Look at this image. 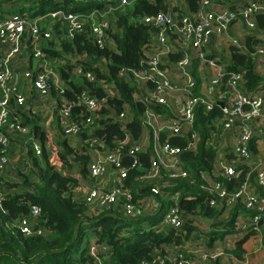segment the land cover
Segmentation results:
<instances>
[{"label": "trees", "instance_id": "1", "mask_svg": "<svg viewBox=\"0 0 264 264\" xmlns=\"http://www.w3.org/2000/svg\"><path fill=\"white\" fill-rule=\"evenodd\" d=\"M79 1L82 0H0V17L7 13L25 12L30 18H34L56 9L89 14L93 9L104 11L109 5L113 8L107 15L108 27L105 29V36L113 41L112 47L107 43L100 46L95 42L91 20L83 22L81 29L76 30L66 20L46 17L39 20L38 28L40 34L49 32V37L39 35L34 40L25 30L20 52L13 59V62L19 59L21 66L13 69L18 73H21L20 69L35 72L42 69L41 64H45L50 71L47 74V94L39 95L42 99H48L46 102L51 101L53 118L57 122L53 133L56 142H59V148L56 151L52 148L50 152L58 158L63 169L76 172L78 168L83 176L87 175V165L91 160L87 151L88 143H82L87 138L89 126H86V118L90 112L84 105L78 104L80 94L84 91L91 97L104 98L105 101L96 111L91 125L93 136L100 139L101 150L118 151L121 154V163L127 169L123 183L131 193L132 202L136 204L140 199H147L149 202L155 200L157 208L154 212L147 209L130 215L117 205L92 214L81 195L80 199L77 198V179L48 161L50 152L46 150V142L53 139L41 124L43 118L33 114L31 95L21 106L14 105L12 101L10 120H17L27 131L25 136L18 132L14 136L25 138L28 157L21 158L24 170L18 165V176L15 179H10L5 170L0 175V264H93L94 258L89 251L90 236L108 247V257L103 258V253L101 254L105 264H141L154 259L161 260V264L186 263L187 259L182 257L181 248L195 230L191 217L206 216L215 219L211 223L213 229L207 234L209 242H212L215 239L221 240L236 230L234 221L238 213L248 215L243 207L235 205L228 220H217L221 211L209 204L211 195L200 188L202 174H210L216 155L208 141L212 131L218 132L222 127L221 106L217 102L212 109L206 111L204 104L197 105L193 130L199 135L198 150L180 154V164L189 177L176 179L172 185L163 188L162 193L153 194V183L145 182L144 178L155 159L149 152L131 155L130 143L121 142L127 137L136 140L141 136V119L147 110L164 112L166 108L145 99L144 88L134 79H126L119 73L121 69L130 73L144 68V46L150 40L153 28L142 22L143 17L170 10L184 13L187 9L196 8V0H182V4H175L173 7L168 0H128L124 5H119V0H83L86 4L78 6L76 3ZM257 24L264 25V14L257 15ZM35 43L42 53V57L38 59L33 56L32 51ZM245 44L246 50L229 46L231 64L225 63V66L227 71L243 74L240 89L249 94L259 87L262 76L256 71L257 57L253 54L258 45L257 39L247 36ZM8 49L7 45L0 44V58ZM63 54H69L75 59L74 65L81 67V73L73 71V64L62 61ZM179 57V54H175L172 59L177 60ZM86 72L94 74L93 81L85 76ZM55 77L58 78L57 81L54 80ZM100 79L111 84V95L97 83ZM147 86L152 88V83ZM63 103L70 104L71 121L79 126V134L72 136L73 139L65 136L59 124L60 117L56 110ZM120 112H127V122L122 123L114 118L113 114ZM27 137L41 144L40 155H36ZM165 139L170 144L181 147L186 142L179 137H167L165 133H161L160 141ZM256 141L253 138L249 145L253 154L257 152ZM238 170L242 172L240 176L224 180L228 189L238 188L246 173H249V182L254 184V173L251 172L250 165L242 164ZM161 173L164 175L163 180H167L165 173ZM175 192H179L177 206L183 214L182 225L179 229L165 225L152 227L161 220L162 214L171 204L170 197ZM33 205L41 209L36 217L30 214ZM20 218L28 220L32 229L39 228L42 232L25 235L19 226ZM146 221L150 226H141ZM138 223L140 226L134 225ZM131 225L134 227L128 228ZM179 246L181 248L176 250ZM235 251L239 252V248ZM169 253L170 256H167Z\"/></svg>", "mask_w": 264, "mask_h": 264}, {"label": "built area", "instance_id": "2", "mask_svg": "<svg viewBox=\"0 0 264 264\" xmlns=\"http://www.w3.org/2000/svg\"><path fill=\"white\" fill-rule=\"evenodd\" d=\"M119 1V5L128 3V0ZM168 1L172 7L175 5L171 0ZM112 10V6L109 5L104 11L93 9L89 14L56 9L34 18H30L25 12L0 17V44L9 47L0 58V175L9 162L11 137L15 132L20 134L27 132L17 120H10L13 112L11 102L21 106L27 100L21 90V80L27 82L40 96L46 95L48 91L47 74L50 71L45 64H41L42 69L35 72L25 70L18 73L13 69L12 62L20 52L23 32L27 30L34 40L39 35L49 37V32L40 34L38 28L39 20L46 17L66 20L76 30L81 29L83 22L91 20L95 42L100 46L107 43L112 47V41L105 36V29L108 27L107 15ZM258 14H264V2L259 0H231L229 3L226 0H196V8L187 9L184 13L170 10L147 15L143 17L142 22L152 27L153 32L144 46V68L130 73L121 69L119 73L141 85L146 93L145 99L148 98L166 108L164 112L147 110L141 119V136L136 140L127 137L121 142V144L130 143L131 155L149 152L155 159L144 178L145 182L153 183L151 188L153 194L162 193V189L172 185L176 179L189 177L180 164V154L184 151L198 150L199 135L193 130L195 108L202 103L205 110L209 111L215 103L222 102L220 119L222 127L218 132L213 130L208 141V144L215 149L216 155L210 174H202L203 182L200 188L211 195L209 199L211 206L229 211L235 205H239L248 212V215H236L234 225L236 231L240 233L259 232L260 220L264 214V157L253 159L249 147L253 138L257 140L264 138V115L261 113L264 89L258 87L252 93H244L240 89L243 74L227 71L225 64L217 56H213L209 45L212 40H222L227 46L243 48L238 38L230 34V28L235 23H239L247 30L256 29ZM32 51L37 59L42 57L37 43L33 45ZM175 54L180 55L177 60L172 59ZM253 54L257 57V65L264 67V47L256 45ZM66 58L68 63L73 64V71L81 73V67L78 64L74 65L75 59L69 54ZM85 76L91 81L95 77L91 72H86ZM54 80L57 81L58 78L55 77ZM97 83L107 94H112L111 84L103 79ZM149 83H152V88L147 86ZM104 101V98L91 97L81 91L78 104L84 105L90 112L86 118V126H89L87 138L82 140V143H88L87 151L91 160L87 165V175L83 176L80 172L69 174L78 181L76 191H81V199L89 206L92 214H98L99 211L111 207L115 208L117 205L124 213L130 215L147 209L149 212H154L157 208L155 200L149 202L147 199H140L136 204L132 202L131 193L123 183L127 169L121 163V154L118 151L101 150L100 139L93 136L91 125L96 111ZM56 111L65 136L72 137L79 134V126L71 121L70 104L63 103ZM113 115L122 123L129 120L127 112ZM161 133H165L167 137L184 139L185 145L183 147L172 145L166 139L161 142ZM31 145L36 155H40L41 144L31 138ZM164 160L170 163V166H167ZM242 164L251 166L254 184L249 182V173H246L244 181L238 188L228 189L224 180L240 176L242 172L238 169ZM107 166L114 170L110 188L100 187L97 182V178L106 172ZM162 171L167 180H163ZM178 195L179 192H175L170 197L171 204L167 206L160 220L162 225L174 229H179L184 220L177 206ZM40 210L39 206L33 205L30 210L31 216H38ZM19 226L25 235L42 232L39 228L32 229L25 218H20ZM107 248L94 236L89 238V251L94 258L93 264H105L101 254L103 253V258L108 257ZM209 256L210 254L205 252L202 258L206 259ZM161 262L159 259H154L141 264H161ZM182 263L188 264V262Z\"/></svg>", "mask_w": 264, "mask_h": 264}, {"label": "crops", "instance_id": "3", "mask_svg": "<svg viewBox=\"0 0 264 264\" xmlns=\"http://www.w3.org/2000/svg\"><path fill=\"white\" fill-rule=\"evenodd\" d=\"M230 1L231 0H226L227 3ZM180 4H182V0ZM244 27L245 26L242 24L235 23L230 28V34L238 38L245 50L247 47L245 44L246 37L250 35L253 37V39H257L258 45L264 47V25L260 26L257 24V28L253 30H246ZM209 49L212 51L213 56H217L222 63H226L227 65L231 64L229 46H227L224 41L212 40L209 45ZM18 60L12 62L13 68L18 67L21 64V62ZM261 76L262 77L259 87L264 89V72L261 74ZM21 90H23L27 98L31 95V104H33V98L36 96L39 97L37 91L30 87L27 82H21ZM47 104H49V106L46 105L45 108L47 111H49L51 108V101H48ZM52 111V109L49 111V115L46 119H42L43 122L41 124H43L46 133L48 135L50 134V137L53 139L54 119ZM261 113L264 115V103L261 108ZM69 139H73V137H69ZM255 145L257 152H254L253 155L258 153V155L264 157V138H259ZM219 211L221 212L219 213L217 220L225 221L228 220L231 214L234 212L233 209L229 211L225 209H219ZM238 214L243 213L240 212ZM213 221H215V219L206 216L194 217L192 225L195 227V230L191 232L193 234L192 238H188L185 244L182 245V248L180 246L176 247V250L181 248L182 254L186 256H184V258L187 259L188 264H264V215L260 222L261 230L257 233H240L235 230L233 233L224 236V238L221 240L215 239L212 242H209L210 238L207 236V234L213 229V227H211V223ZM237 247L239 248V252L235 251ZM209 251L213 252L214 255L212 256ZM205 252L210 254V256L206 259L202 258V255Z\"/></svg>", "mask_w": 264, "mask_h": 264}, {"label": "rangeland", "instance_id": "4", "mask_svg": "<svg viewBox=\"0 0 264 264\" xmlns=\"http://www.w3.org/2000/svg\"><path fill=\"white\" fill-rule=\"evenodd\" d=\"M171 1H172L173 4H180L181 3V0H171ZM85 4H86V2L83 1V0L76 3V5H78V6H83ZM47 7L50 8V5H48ZM244 28L247 30L246 27H244ZM66 55L67 54H63L61 56L62 61L65 62V63L67 62ZM19 66H21V65H19ZM21 70L22 69H20V72L23 71V70L22 71ZM257 71L262 74V72H263L262 65H260V64L257 65ZM32 102H33V104L31 106H32L33 114L37 115L38 118L46 119L47 116L49 115V111L51 110V108L49 109V111L46 110L45 106L46 105L49 106V104H47L46 100L36 96L35 98H33ZM53 123H54V127L56 128L57 122L53 120ZM55 128H54V130H55ZM25 135H27V133L24 134V136ZM27 140L31 141V138L27 137ZM58 141H61V140L59 139ZM47 142H48V144H47ZM47 142H46V150L47 151L50 152V149H52V148H53V150L56 151V149L59 148L58 147L59 146L58 145L59 142L58 143L56 142V138H55L54 133H53V140L51 142H49V139H48ZM26 150H27V144H25V138L23 139V136H17L16 135V136L12 137L11 146H10L9 155H8L9 162H8L7 167L5 169V173L8 175V177L10 179H13V178L15 179L18 176L17 175V167H18V165H19V167H21L20 169L24 170V168H22L23 165L20 162L22 160L21 158H25L26 156L28 157ZM53 150H52V152L54 153ZM53 156L54 155L51 154V152H50L48 161L50 162V164L52 166L60 167L62 169V171L66 170L65 173H67V174H74V173H77L78 171H80L78 168L76 169V172L73 171V170H69L67 168L63 169L61 167V163L59 162L58 158L56 159ZM256 158H262V156L258 155V153H257L256 155L253 156V159H256ZM164 163L167 164V166H170V163H168L166 160H164ZM76 166H77V164H76ZM113 176H114V170L112 168H108V166H107L106 172L102 176L97 178L98 185L100 187L110 188L112 186L110 180H111V178ZM77 194H79L77 196V198L80 199V195H82L81 191L79 190L77 192ZM191 219L194 220V218H192V217H191ZM120 225H122V224H120ZM134 225L140 226L139 223L138 224H134ZM134 225H131L128 228H132V227H134ZM149 225H150V223L148 221H146L144 223H141V226H144V227H148ZM154 225L155 226H162V223L159 221V222H156ZM196 226H198V225H196ZM122 230L124 231L125 228L122 229ZM192 235L193 234L190 233L189 238H192ZM209 253L212 254V256L214 255L213 252H211V251H209ZM184 256L185 255L182 254V257H184Z\"/></svg>", "mask_w": 264, "mask_h": 264}, {"label": "water", "instance_id": "5", "mask_svg": "<svg viewBox=\"0 0 264 264\" xmlns=\"http://www.w3.org/2000/svg\"><path fill=\"white\" fill-rule=\"evenodd\" d=\"M219 105L222 106V102L221 101H218Z\"/></svg>", "mask_w": 264, "mask_h": 264}]
</instances>
